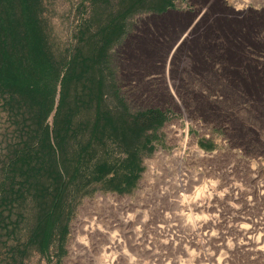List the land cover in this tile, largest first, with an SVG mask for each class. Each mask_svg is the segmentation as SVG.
Returning a JSON list of instances; mask_svg holds the SVG:
<instances>
[{
	"label": "rangeland",
	"instance_id": "1",
	"mask_svg": "<svg viewBox=\"0 0 264 264\" xmlns=\"http://www.w3.org/2000/svg\"><path fill=\"white\" fill-rule=\"evenodd\" d=\"M37 3L55 59L96 50L89 76L64 102L73 122L106 105L149 127L138 136V179L108 190L104 181L85 186L84 171L65 187L42 247L43 208L68 178L41 154L33 156L38 168H16L36 108L0 90V264H264V0ZM113 152L119 161L120 149ZM119 210L132 214L119 222L132 219L136 235L121 224L102 230Z\"/></svg>",
	"mask_w": 264,
	"mask_h": 264
},
{
	"label": "trees",
	"instance_id": "2",
	"mask_svg": "<svg viewBox=\"0 0 264 264\" xmlns=\"http://www.w3.org/2000/svg\"><path fill=\"white\" fill-rule=\"evenodd\" d=\"M39 8L37 0H0V90L23 99L26 97L36 108L34 130L26 129L16 168H38L32 165L33 156L35 159L41 154L42 163L51 164L48 169L64 171V174L57 172L55 176L59 179L68 178L64 183L58 182L60 188L54 197L48 200L52 203L43 208L44 216L38 232L40 245L47 247L60 216L64 189L68 183L78 181V178L82 177L85 166L84 149L74 157H69L66 153L65 140L73 111L65 110L64 102L71 85L90 73L89 70L95 63L89 64L88 60L95 57L96 50L95 53L91 51L88 57L81 56V53L76 51L73 56L65 57L61 61L55 59L39 19ZM52 114L53 129L50 131L48 120ZM95 118L96 124L92 134L95 137L101 136L105 129L107 131L114 126L112 120L99 107ZM104 118L106 128L102 125ZM142 119L138 116L131 117L130 122L125 120L122 136L131 131L139 133L142 128H148L147 118ZM55 133L59 140L58 145L51 139ZM110 134L118 135V128L113 127ZM106 166L105 163L101 164L93 171L92 178L83 184L87 186L91 181L98 182L105 178L109 172Z\"/></svg>",
	"mask_w": 264,
	"mask_h": 264
},
{
	"label": "crops",
	"instance_id": "3",
	"mask_svg": "<svg viewBox=\"0 0 264 264\" xmlns=\"http://www.w3.org/2000/svg\"><path fill=\"white\" fill-rule=\"evenodd\" d=\"M98 69V68H97ZM90 74V73H89ZM88 74V76H89ZM91 104V102H90ZM98 107L100 108V110L102 112H104V114H106L109 119L112 120L113 123V127L114 128H118L119 130V134L118 135H113L110 134L111 129H113V127L110 130L105 129V131L102 132L101 136H97L95 137L93 134V128L96 124V111L98 109ZM106 107V105H105ZM103 108V110L101 109L100 105H91L92 108V116L90 119L86 120V121H82L79 122L77 125L73 122V119L71 121V125L69 126V132H68V136L66 137L65 140V148H66V153H71V155L69 157H74L75 155H78L82 149H84V154H85V158H84V171H90V173H85L83 174L86 178H84L82 180V183H85L87 180H90L89 178H92V173L95 169H97L101 164L105 163L109 169V172L107 173L106 177L103 178L101 181L98 182H94L91 181L90 184H88L87 186L91 185V184H101L103 181L106 182L109 186L108 190L114 189L115 187H125L129 184H132L133 182H135L138 179V171H139V156H138V143H139V133L138 131H131L128 132L127 135L122 136V128L124 127V121H128L130 122V118L132 116H129L127 114H124V112L122 113H117V115H113L116 113L111 112L110 110ZM102 125L104 128H106V119H102ZM81 128H86L87 132L85 134L84 137H81L80 134H78L79 131H81ZM53 129V121H52V125L50 126V131H52ZM79 130V131H78ZM52 141L53 143H56V145L59 144V140L57 139L56 133L53 134L52 136ZM77 143H79L78 145H76ZM88 147V148H87ZM87 148V149H86ZM120 149V154H121V158L118 160H116L112 155L115 153L113 151H117V149ZM68 149L70 150V152L68 151ZM109 149L111 151H109ZM86 150V151H85ZM100 153V154H99ZM99 156V157H98ZM76 161V160H75ZM119 168H125L128 170L129 174H124L123 177H120L118 175H116L114 172L115 170H118ZM83 177V176H82ZM110 199H106V198H101L99 197V202L103 203L106 205V202L109 201ZM129 201V200H128ZM88 203L84 204L83 207L80 209V215L83 216L85 214V211L88 208ZM121 214H125V215H131L132 214H128L127 211H123V210H119L117 212V218L116 220H107L110 221L111 224H114L113 227H109L107 225V221H102V230H106V228H109V230H111L110 228H118L121 224L122 228V232H125V230H130L129 228H131V231L134 232L135 231V235L137 233V228H135L132 224L133 221L132 219L134 218L132 216L131 222L130 224H126V225H122V222H119V216ZM80 216V217H81ZM105 222V223H104ZM104 223V224H103ZM89 224V223H88ZM80 225V224H79ZM78 226V225H77ZM118 231V230H116ZM119 232V231H118ZM147 232V231H146ZM101 235V234H100ZM103 235V234H102ZM101 235V236H102ZM100 237V240H104V243L106 242L105 237ZM136 237V236H135ZM135 241V238H133ZM102 243V244H104ZM102 244H99L100 246ZM74 247H80L79 245L76 244V240L73 243Z\"/></svg>",
	"mask_w": 264,
	"mask_h": 264
},
{
	"label": "bare ground",
	"instance_id": "4",
	"mask_svg": "<svg viewBox=\"0 0 264 264\" xmlns=\"http://www.w3.org/2000/svg\"><path fill=\"white\" fill-rule=\"evenodd\" d=\"M184 205H185V201H184V200H183V201H181V200L178 201V207H184ZM197 206H198V205L195 203V204H194V207H197ZM86 228L92 229V228H93V225H92V224H89V226H88V227L86 226L84 229H86ZM240 232H242L243 235H246V234L249 232V229H248L247 227H240ZM248 239L252 241L254 238H253V237H248ZM259 240H260V237L257 236V238H256V240H255V241H256L255 243L258 244L257 242H259ZM116 241H117V240H115L114 238L111 237V238L109 239L108 242H109V244H112V245L115 244V245H116V244H118V242H119V241H118V242H116ZM256 244H255V245H256ZM259 245H260V244H259ZM83 246L87 247V244L84 243ZM89 247H90V246H88V248H89ZM88 248H87V249H88ZM258 249H260V248H258ZM104 255H105V254H104ZM104 255H103V257H104V261H106L105 259H108V256H104ZM103 263H104V262H103ZM104 264H105V263H104Z\"/></svg>",
	"mask_w": 264,
	"mask_h": 264
},
{
	"label": "flooded vegetation",
	"instance_id": "5",
	"mask_svg": "<svg viewBox=\"0 0 264 264\" xmlns=\"http://www.w3.org/2000/svg\"><path fill=\"white\" fill-rule=\"evenodd\" d=\"M199 14H202V12H199L198 15H199ZM200 16H201V15H200ZM198 18H199V17H198Z\"/></svg>",
	"mask_w": 264,
	"mask_h": 264
}]
</instances>
